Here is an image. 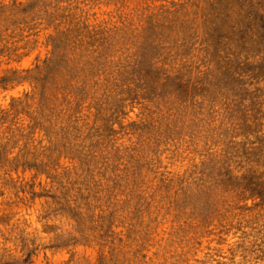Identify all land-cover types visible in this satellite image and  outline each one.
<instances>
[{"label":"rangeland","instance_id":"1","mask_svg":"<svg viewBox=\"0 0 264 264\" xmlns=\"http://www.w3.org/2000/svg\"><path fill=\"white\" fill-rule=\"evenodd\" d=\"M88 2L95 10L85 14L79 4L63 11L50 5L53 10L48 12L40 7L41 0H0V105L7 106L0 107V127L7 125L9 133L6 142L0 135V167L11 166L8 153L19 144L17 133L21 139L28 137L23 155H35L28 141L37 129L45 137L53 133L46 120L59 115L57 109L64 111L61 105L70 106L77 123L90 119L93 126L99 122L103 127L118 96L140 103L149 89L163 93L153 97L168 112L160 128L152 120L129 126L139 147L113 155L114 172L127 163L123 174L117 173L120 178H113L110 193L127 191L131 199L117 207L108 195L103 205H97L103 210L90 217L93 222L86 229L78 228L81 235L71 237L63 247L71 243L75 249L69 253L70 264H207L200 258L202 250H209L203 252L205 257L212 251L222 256L219 247L227 243L229 230L207 229L200 238H187L194 228L187 220L180 224L185 205L174 199L173 179L164 171L157 176L158 169L143 155L146 150L163 155L168 143L181 137L185 125L213 143L224 140L228 152H243L244 138L264 128V89L259 87L264 70L253 71L244 59L253 57L252 63L259 65L264 51L248 45L228 18L229 0H138L141 6L131 12L123 2L112 12L108 11L112 0ZM245 48L251 51L244 53ZM242 54L244 59L238 61ZM102 69L115 78L105 76V91L96 97L87 81L80 82L78 77L81 73L95 77ZM15 125L26 126L27 131ZM233 136L241 137L239 144L232 143ZM104 139L111 142L107 135ZM50 148L52 152L67 150L68 144L62 140ZM68 154L80 158L78 152ZM19 156L13 158L17 168L31 163H21ZM128 207L131 214L122 217ZM206 223L202 214L200 226ZM161 232L172 239L165 240Z\"/></svg>","mask_w":264,"mask_h":264},{"label":"clouds","instance_id":"2","mask_svg":"<svg viewBox=\"0 0 264 264\" xmlns=\"http://www.w3.org/2000/svg\"><path fill=\"white\" fill-rule=\"evenodd\" d=\"M121 2L126 4L127 12L141 6L138 0H112L108 11L119 8ZM77 4L81 13L95 10L88 0L84 3L80 0H41L40 7L51 12L50 5H56L63 11L65 8L75 9ZM225 12L243 33L247 44L256 46L257 52L264 51L260 47L264 46V0H229ZM249 51L250 48L243 50L244 53ZM237 59H244L243 54ZM252 61L253 57L244 59L253 71L264 70V62L255 65ZM105 76L115 78L110 71L102 69L95 77L81 73L78 80L87 81V87L99 97L105 91L102 87L107 83ZM95 81L100 83L95 84ZM252 86L256 87L255 83ZM259 87L264 89V79H260ZM131 94L135 95V90ZM156 95L164 94L149 89L140 103H129L118 96V103L107 112L103 127L99 122L93 126L90 119L77 123L69 111L70 106L61 105L64 111L57 109L59 115H51L46 120L53 133L45 137L37 129L28 141L34 156L23 155L27 152L24 145L28 137L21 139L17 133L19 144L8 153L11 166L0 167V264H70L69 253L75 249L71 243L67 247L63 245L71 237L81 235L78 228L86 229L93 222L90 217L103 210L97 205H103L110 194V203L117 207L123 205L125 199H131L127 191L110 193L113 178H120L127 163L125 160L114 172L113 155L117 150L124 153L127 148L130 151L133 145L139 147L137 136L132 135L129 126L136 128L152 120L156 128H160V120L167 117L168 112L163 103L153 99ZM89 100L94 102L92 96ZM0 107L7 108L6 105ZM132 121L136 123L131 124ZM15 127L27 131L26 126ZM6 129L7 125L0 127V135L5 142L9 135ZM105 135L110 143L104 139ZM62 140L68 144V149L52 152L50 144L55 146ZM231 140L239 144L241 137L233 136ZM97 141L101 143L97 145ZM147 146L145 144V149ZM167 149L163 155H153L146 150L143 159L158 169L157 176L159 171H164L173 179L174 199L183 201L185 205L180 224L187 220L194 228L187 238L193 235L200 238V233L206 234L207 229L216 232L222 228L229 230L227 243L219 247L223 255L217 256L212 251L205 257L203 252L209 251L205 248L201 252V260L206 259L207 264H217L218 260L226 264H264V128L244 138V151L239 154L228 152L224 140L213 143L207 135L196 134L187 125L181 137L169 142ZM69 151L78 152L80 158L74 159ZM18 154L21 163L25 160L31 163L17 168L13 158ZM131 212L132 208L128 207L121 215L129 216ZM202 214L207 217V223L200 226ZM160 235L165 236V240L172 239L163 232ZM159 238L156 237L157 240ZM208 242H211L210 237ZM254 247L256 252L252 251ZM257 255L259 259L254 258ZM182 264L196 262L183 261Z\"/></svg>","mask_w":264,"mask_h":264}]
</instances>
